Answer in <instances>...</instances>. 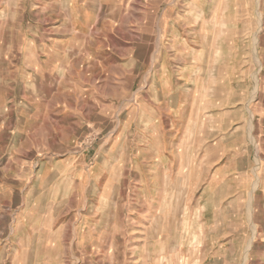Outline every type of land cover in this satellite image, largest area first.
I'll return each mask as SVG.
<instances>
[{
    "label": "rangeland",
    "instance_id": "rangeland-1",
    "mask_svg": "<svg viewBox=\"0 0 264 264\" xmlns=\"http://www.w3.org/2000/svg\"><path fill=\"white\" fill-rule=\"evenodd\" d=\"M163 1L173 0H0V264H212L207 239L229 231L211 230L207 216L217 210L226 228L236 209L250 218L260 199H212L203 145L212 127L232 161L217 194L246 196L241 175L249 174L252 195L264 159V0H176L195 2L197 16L189 44L179 33L177 55L160 52ZM95 2H106L99 20L84 21ZM30 47L65 48L77 58L92 51L101 62L95 76L76 63L69 85L32 81ZM166 77L177 87L148 86ZM170 90L181 101L165 103ZM184 105L192 112L179 119L180 153L195 165L166 166L158 198L150 156L176 139L166 133L164 107ZM194 140L197 152L189 149ZM31 146L69 164L24 167ZM245 248L248 257L251 240Z\"/></svg>",
    "mask_w": 264,
    "mask_h": 264
},
{
    "label": "crops",
    "instance_id": "crops-1",
    "mask_svg": "<svg viewBox=\"0 0 264 264\" xmlns=\"http://www.w3.org/2000/svg\"><path fill=\"white\" fill-rule=\"evenodd\" d=\"M4 1V0H3ZM225 2H244L240 0H225ZM106 2H95L94 4V10L93 12L89 9L85 8V13L83 15L84 21H98L101 14H102V8L104 7ZM172 8L171 10L167 7L168 6ZM85 7L88 6V4L84 5ZM185 6L186 9L184 13L182 12V9L180 7ZM195 2H177L176 0H173L172 2H169L168 4L166 2H159V14L157 17L158 22V38H159V44L161 46L160 52L164 55H177L178 51L176 50V47L178 45V38L179 33L181 30L185 33L184 41L185 44H189L190 39L193 37L195 33L196 26L193 25L196 23L197 16L193 14L194 10L192 7H195ZM237 18V16H236ZM235 19V18H234ZM232 19L231 21H235ZM184 43V42H183ZM29 49V55L30 58H27V63L29 67L31 68L32 72H28V76L32 81H36L37 79L40 80H46L47 78L51 81L55 78L56 83H53L54 85L63 86V85H69V83L64 82L66 79L70 77V73L66 74L67 71L69 72L71 69H73L74 65L76 63H79L81 61L85 62V66H83L82 74L89 75V73H92L93 76H95V68L96 64H99L101 61L99 59L91 58L92 51L87 53L86 55L88 58L82 57L83 54H79L81 57L77 58L76 55H70L69 49L63 48L62 50H59V48H28ZM35 57V58H34ZM84 58V59H83ZM93 63V64H92ZM84 65V64H83ZM175 68H173L174 70ZM162 70V68H160ZM159 70V71H160ZM94 71V72H91ZM168 68L164 69V72H167ZM27 75H24V78L26 79ZM171 81V82H169ZM172 78L169 80L168 77L166 78H159L157 83L153 82L151 83L149 81L148 86H155L164 88V92H166V88L170 87H177V81L172 82ZM52 83V82H51ZM34 82H24V86H30L35 85ZM44 84V82H42ZM168 92H171L169 94H165L163 96L164 102L169 103H177L181 101L179 99V95L175 94V90H170ZM162 97V96H161ZM182 103H190L188 100H184ZM164 116L165 119L170 120V124L166 126V133L171 135H176V139H173L172 144H170L168 147L164 145H159L157 148L156 154L151 153V159H152V165L157 166V171L153 174L155 176V181L157 184V197L160 198V196L163 195V185L165 183V168L166 166L174 167L179 169L182 166H194L195 164L191 161H187V158L181 157V148H182V141L179 128V119L185 116L188 113L192 112V109L190 105H184L183 109H178L177 107H164ZM192 118V117H191ZM191 124V121L189 122ZM188 129L190 134L192 133V127L189 126L184 128ZM194 131V130H193ZM183 133V130H182ZM205 133L211 136L209 137V140L205 142L203 145V148L206 151L205 155V162L203 165L208 168L209 178L207 177L206 180L208 182V187L212 189L211 191V197L212 199H231V200H238L241 198H246V200H249L250 198L253 199H260L258 203L252 202L253 209L252 214L250 218L246 216V218H243L242 216L246 215L241 210H237L238 213H231L233 215V219L229 221L228 228L225 227L224 222H216V218L214 215H216L218 212L217 210L213 209V216L212 219H208V216L206 218V225L211 224V230H223L226 229L229 231V235H224L219 237L213 236L207 239V246L212 247L211 249V263L212 264H264V159H263V169L259 176V186L252 195L250 193L253 190V183L254 180H250L249 174H243V179H247L246 181H249V191H247V195L245 196V192L241 190H236L229 196H225L224 192H221L223 194L219 195V191H215L214 187L218 186L219 184H224L228 179L232 177V174H229L230 172V166H232V161L225 159L226 149L223 147L225 144L224 142L217 141L215 142L213 136L214 129L212 127H207L205 129ZM196 134V131L194 132ZM261 139V150L264 154V135L259 134ZM196 140L193 141V148H189L191 150H195L197 152L198 148L196 147L197 144H194ZM60 143V142H59ZM192 145V142H189ZM62 146V144H59ZM170 151L171 158L168 162H166L165 159V151ZM29 153H25L23 157H21L22 163L24 164V167L32 168L34 166H37L39 163L41 165H44L46 163L49 164L51 162L52 166H55L56 168L58 166L64 165L65 163L69 164V162H66L68 159H60L55 160L54 158L56 152L51 151V157H49L48 161L47 159H44L43 156H38L37 154L40 153L39 148L30 147L29 150H26ZM214 151L219 152V158L214 157ZM225 152V153H224ZM54 160V161H52ZM55 170V169H54ZM193 171L191 173V181L198 180L197 175L198 172ZM237 173V172H236ZM238 178H235L234 181L237 183H241L243 181L242 177L241 180H237ZM237 187H240L236 185ZM243 188V187H241ZM210 192V191H209ZM232 203V202H231ZM152 204H147V213L148 215H151L152 212ZM248 207V202H246V208ZM1 208V206H0ZM248 209V208H247ZM154 214V212H152ZM160 217V213L158 212V219ZM236 218V219H235ZM148 230L151 229L152 223H148ZM158 231L162 230L161 228L164 227V222L161 223L158 222ZM163 226V227H162ZM219 227V228H218ZM221 227V229H220ZM251 240V248L250 251H248V254L246 257V245Z\"/></svg>",
    "mask_w": 264,
    "mask_h": 264
}]
</instances>
